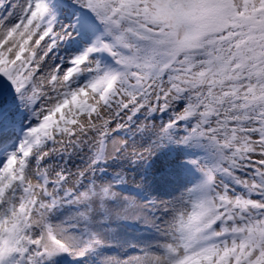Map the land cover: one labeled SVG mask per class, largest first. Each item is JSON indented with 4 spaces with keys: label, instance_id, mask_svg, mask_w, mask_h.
<instances>
[{
    "label": "snow or ice",
    "instance_id": "6c2138e0",
    "mask_svg": "<svg viewBox=\"0 0 264 264\" xmlns=\"http://www.w3.org/2000/svg\"><path fill=\"white\" fill-rule=\"evenodd\" d=\"M0 264H264V0H0Z\"/></svg>",
    "mask_w": 264,
    "mask_h": 264
},
{
    "label": "rangeland",
    "instance_id": "374dc122",
    "mask_svg": "<svg viewBox=\"0 0 264 264\" xmlns=\"http://www.w3.org/2000/svg\"><path fill=\"white\" fill-rule=\"evenodd\" d=\"M157 179L159 180V179H160V177L158 176V177H157Z\"/></svg>",
    "mask_w": 264,
    "mask_h": 264
}]
</instances>
